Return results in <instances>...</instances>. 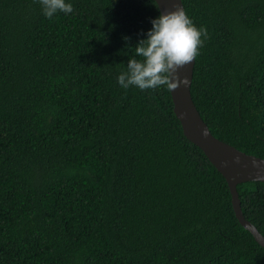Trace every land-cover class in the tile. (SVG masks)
<instances>
[{
  "label": "trees",
  "instance_id": "obj_1",
  "mask_svg": "<svg viewBox=\"0 0 264 264\" xmlns=\"http://www.w3.org/2000/svg\"><path fill=\"white\" fill-rule=\"evenodd\" d=\"M182 1L207 29L197 108L264 158V0ZM72 3L46 18L39 0H0V264H264L170 89L117 83L157 2ZM237 188L264 234V182Z\"/></svg>",
  "mask_w": 264,
  "mask_h": 264
},
{
  "label": "clouds",
  "instance_id": "obj_2",
  "mask_svg": "<svg viewBox=\"0 0 264 264\" xmlns=\"http://www.w3.org/2000/svg\"><path fill=\"white\" fill-rule=\"evenodd\" d=\"M39 3L46 18L73 11L72 0H39ZM150 24L135 44L134 55L127 59L125 68L116 76L123 89L130 85L141 90L160 86L174 89L180 83H187L186 77H178L177 69L193 61L203 38L207 37L206 27H198L180 3H174L170 11H159L157 16L150 18Z\"/></svg>",
  "mask_w": 264,
  "mask_h": 264
},
{
  "label": "water",
  "instance_id": "obj_3",
  "mask_svg": "<svg viewBox=\"0 0 264 264\" xmlns=\"http://www.w3.org/2000/svg\"><path fill=\"white\" fill-rule=\"evenodd\" d=\"M155 1L160 12L172 10L174 3H180V6L185 10L182 0ZM195 62L196 57L193 61L177 69L178 77H186L187 83H180L176 88L170 89L175 113L186 137L199 146L225 176L231 190L234 211L240 223L253 234L256 241L264 246V234L243 213L237 188L239 183L246 181L264 182V158L246 153L213 134L192 96L191 85Z\"/></svg>",
  "mask_w": 264,
  "mask_h": 264
}]
</instances>
